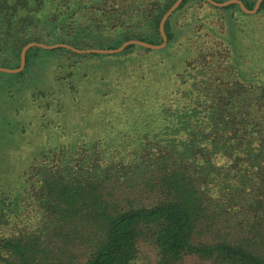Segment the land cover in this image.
<instances>
[{
    "label": "trees",
    "instance_id": "16d2710c",
    "mask_svg": "<svg viewBox=\"0 0 264 264\" xmlns=\"http://www.w3.org/2000/svg\"><path fill=\"white\" fill-rule=\"evenodd\" d=\"M172 1L0 0V65L17 66L30 40L158 43ZM163 31L160 48L79 54H121L120 74L145 90L117 139L66 134L30 154L17 195L0 187V264H130L139 241L157 264L190 255L196 264H264V0L253 13L181 0ZM39 48L25 50L24 66ZM51 49L67 61L78 53ZM70 72L55 79L72 91ZM126 175L151 199L120 203L113 183Z\"/></svg>",
    "mask_w": 264,
    "mask_h": 264
},
{
    "label": "rangeland",
    "instance_id": "374dc122",
    "mask_svg": "<svg viewBox=\"0 0 264 264\" xmlns=\"http://www.w3.org/2000/svg\"><path fill=\"white\" fill-rule=\"evenodd\" d=\"M41 48L23 64L20 73L0 72V187L13 191V196L18 192L19 171L31 153L66 134L96 136L106 131L105 136L117 139L114 130L121 126L122 114L145 90L137 78L133 83L138 85L128 86L132 76L120 74L121 54L80 56L78 52L67 61L68 55L62 51ZM69 69V80L75 88L72 91L63 80L55 79ZM122 85L126 87L122 89ZM132 123L139 124L135 120ZM126 177L113 183L120 203L129 198L144 202L151 199L135 177ZM155 258L154 249L139 241L130 264H157ZM195 261L190 255L183 264Z\"/></svg>",
    "mask_w": 264,
    "mask_h": 264
},
{
    "label": "water",
    "instance_id": "95a60500",
    "mask_svg": "<svg viewBox=\"0 0 264 264\" xmlns=\"http://www.w3.org/2000/svg\"><path fill=\"white\" fill-rule=\"evenodd\" d=\"M181 0H173L168 7L163 11V13L161 14L159 21H158V31L159 34L161 36V40L158 43H151V42H147L138 38H129L126 39L124 41H122L119 45L115 46V47H111V48H101V47H84V48H79V47H75L69 43H65V42H54V43H43L40 41H34V40H30L26 43H24L20 50H19V60H18V65L15 67H6V66H0V71H7V72H16L19 71L24 64V53L25 50L29 47V46H40L42 48H54V47H58V46H62V47H66L72 51L75 52H80V53H86V52H102V53H113V52H117L120 51L121 49L124 48V46H126L129 43H135L138 45H142L145 47H149V48H160L162 46H164L165 42H166V36L165 33L163 31V22L166 19V17L174 10V8L179 4ZM208 2H210L211 4L217 5V6H222L231 2H235L238 4V6L240 7V9L246 13H253L257 7L258 4L261 0H254L253 5L250 8H247L241 0H222V1H216V0H207Z\"/></svg>",
    "mask_w": 264,
    "mask_h": 264
}]
</instances>
